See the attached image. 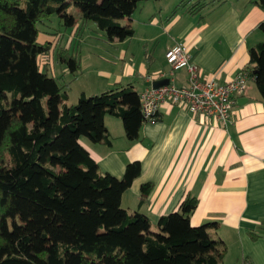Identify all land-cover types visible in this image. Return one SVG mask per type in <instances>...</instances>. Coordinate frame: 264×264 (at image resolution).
I'll use <instances>...</instances> for the list:
<instances>
[{
	"label": "trees",
	"instance_id": "obj_1",
	"mask_svg": "<svg viewBox=\"0 0 264 264\" xmlns=\"http://www.w3.org/2000/svg\"><path fill=\"white\" fill-rule=\"evenodd\" d=\"M145 1L0 0V264H219L224 256V242L209 233L214 222L190 223L197 199L185 196L176 211L157 218L153 230L145 214L121 206L140 162L127 163L121 178L100 173L80 143L110 144L107 114L121 120L128 140H137L138 92L118 85L89 96L81 92L67 104L64 87L40 68L52 46L39 36L63 32L48 25L50 31H42L52 16L63 30L90 21L109 42H122L133 29L120 20ZM255 3L264 10V0ZM248 55L245 71L264 103V43ZM56 60L69 74L80 70L66 49ZM150 190V183L140 186L138 206Z\"/></svg>",
	"mask_w": 264,
	"mask_h": 264
},
{
	"label": "crops",
	"instance_id": "obj_2",
	"mask_svg": "<svg viewBox=\"0 0 264 264\" xmlns=\"http://www.w3.org/2000/svg\"><path fill=\"white\" fill-rule=\"evenodd\" d=\"M184 1L188 3L179 7ZM197 1L203 5L190 11L188 6ZM255 1L140 2L142 32L138 36L130 26L134 13L120 20L133 29L132 37L137 42L132 46L127 38L111 43L126 47L118 51L120 62L116 68L96 71L101 89L121 85L140 92L152 86L153 81L168 78L164 54L177 44L187 48L202 77L220 84L232 80L247 70L248 49L264 43V27L260 26L264 23V10ZM124 20H129L128 24ZM76 27L70 29L71 40ZM160 73L166 77H160ZM169 77L178 86L187 84L185 68L174 70ZM81 92L87 95L85 90ZM243 98L245 102L239 104ZM68 100L67 94V104ZM103 122L110 135L109 145L80 140L98 171L121 178L127 163L137 160L141 164L140 175L122 194L123 208L145 214L155 230L159 216L176 211L185 196L194 197L198 204L190 216L191 225L214 222L210 236L221 239L226 246L219 264H244L245 260L264 264V103L252 79L244 95L232 106L225 126L204 122L169 104L161 105L154 124H141L139 137L134 141L125 137L120 119L107 114ZM144 183H150L151 190L138 206L140 186ZM251 233L256 239L250 238Z\"/></svg>",
	"mask_w": 264,
	"mask_h": 264
},
{
	"label": "built area",
	"instance_id": "obj_3",
	"mask_svg": "<svg viewBox=\"0 0 264 264\" xmlns=\"http://www.w3.org/2000/svg\"><path fill=\"white\" fill-rule=\"evenodd\" d=\"M164 57L169 66L167 77L170 78L174 70L185 68L187 84L178 86L172 83L170 78L166 85L157 88L149 86L138 92L142 124H154L161 105L169 104L187 110L194 117H201L204 122L227 125L232 106L247 89L250 80L247 71H240L232 80L220 84L213 78L200 75L197 66L190 59L187 48L182 44L168 48ZM159 75L166 77L164 73Z\"/></svg>",
	"mask_w": 264,
	"mask_h": 264
},
{
	"label": "rangeland",
	"instance_id": "obj_4",
	"mask_svg": "<svg viewBox=\"0 0 264 264\" xmlns=\"http://www.w3.org/2000/svg\"><path fill=\"white\" fill-rule=\"evenodd\" d=\"M139 9L140 3H138L137 9L132 16L134 19L133 24H129L136 30V32H134L138 36V33H141L143 29L139 22L141 19ZM75 11L76 9L73 5L68 8V12L72 14L75 13ZM124 21V24H128L127 21L129 20ZM47 25L49 28H58L61 32L63 31V28L59 27L58 20L55 16H52L50 21H47L44 24L45 28L40 26L42 31L44 29L46 31L49 30V28L47 29ZM78 27L79 28L74 36V40H71L70 30L67 31L68 34L57 35L53 39L49 40L51 41L52 46L50 52L39 59L40 68L47 71L50 76L54 77L59 85L64 87L62 91L64 90L68 94L69 104H75L77 102L78 96L82 90L86 91V96L102 92L103 90L100 87L101 80L96 77V71H108L116 68L120 62L119 58H117L119 53L118 51H120V48L126 47V44L121 46L119 45V47L112 46V42L107 40L105 34L98 30L95 24L90 21H85ZM131 37H129L130 39L127 41H131L130 43L133 46L134 42H137V38ZM45 39L47 40L44 35H40L38 41L40 43H44ZM69 40L71 41L69 42ZM64 49H66L68 54L75 56L79 62L80 70L77 75L75 74L71 76L68 72L67 74L62 73V65L56 60V54H58L60 50ZM136 53H139L138 48L136 49ZM250 86L254 87L252 83ZM83 139L86 140L87 138H82L81 140ZM124 209L126 208L124 207ZM153 228L156 229L155 224Z\"/></svg>",
	"mask_w": 264,
	"mask_h": 264
},
{
	"label": "water",
	"instance_id": "obj_5",
	"mask_svg": "<svg viewBox=\"0 0 264 264\" xmlns=\"http://www.w3.org/2000/svg\"><path fill=\"white\" fill-rule=\"evenodd\" d=\"M253 73H255V71H253ZM169 82L168 78H163V79H159V80H155L152 82V87L153 88H157L161 85H166ZM242 102H245V99H239L238 103L241 104Z\"/></svg>",
	"mask_w": 264,
	"mask_h": 264
}]
</instances>
